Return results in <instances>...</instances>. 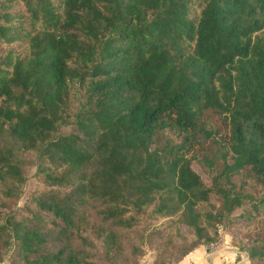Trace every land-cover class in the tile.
<instances>
[{"label": "trees", "instance_id": "1", "mask_svg": "<svg viewBox=\"0 0 264 264\" xmlns=\"http://www.w3.org/2000/svg\"><path fill=\"white\" fill-rule=\"evenodd\" d=\"M221 225L264 264V0H0V262L175 264Z\"/></svg>", "mask_w": 264, "mask_h": 264}, {"label": "rangeland", "instance_id": "2", "mask_svg": "<svg viewBox=\"0 0 264 264\" xmlns=\"http://www.w3.org/2000/svg\"><path fill=\"white\" fill-rule=\"evenodd\" d=\"M76 106V102L72 103V108ZM71 126H66L62 128V132H67ZM44 188V184L40 175L36 172V167L34 164H30L26 168V180L23 185L20 187L19 197L16 201L15 208L18 211L23 207L29 200L30 196L36 192L41 191ZM12 208V207H11ZM14 208V207H13ZM6 210V209H5ZM235 228L227 229L225 226H219V239L217 242L209 244V245H202L206 248L209 252H216L218 255L222 254L224 250H234L237 252L235 256L237 258L244 259L245 264H250L248 261L247 253L244 251H239L233 244V231ZM201 246V247H202ZM152 262V252L148 249L145 250L144 255L140 260V264H151ZM0 264H8L7 258L0 262Z\"/></svg>", "mask_w": 264, "mask_h": 264}, {"label": "crops", "instance_id": "3", "mask_svg": "<svg viewBox=\"0 0 264 264\" xmlns=\"http://www.w3.org/2000/svg\"><path fill=\"white\" fill-rule=\"evenodd\" d=\"M236 254V251L226 249L218 255L216 252H209L200 246L175 264H245V258H237Z\"/></svg>", "mask_w": 264, "mask_h": 264}]
</instances>
